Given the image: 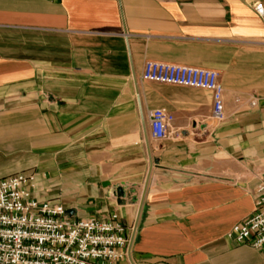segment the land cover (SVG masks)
<instances>
[{
    "label": "crops",
    "instance_id": "crops-1",
    "mask_svg": "<svg viewBox=\"0 0 264 264\" xmlns=\"http://www.w3.org/2000/svg\"><path fill=\"white\" fill-rule=\"evenodd\" d=\"M255 1L0 0V179L35 173L73 218L136 226L121 264H264L226 236L264 181ZM149 60L216 71L224 120L210 90L143 80ZM155 109L174 115L162 140Z\"/></svg>",
    "mask_w": 264,
    "mask_h": 264
},
{
    "label": "built area",
    "instance_id": "built-area-1",
    "mask_svg": "<svg viewBox=\"0 0 264 264\" xmlns=\"http://www.w3.org/2000/svg\"><path fill=\"white\" fill-rule=\"evenodd\" d=\"M253 9L264 17L261 1H255ZM142 79L210 90L214 119L225 118L224 89L214 70L149 60ZM173 120L168 111H151L150 136L164 139ZM35 187V173L0 179V264H121L127 257L128 227L116 213L102 219L73 218L61 203L37 199ZM226 236L249 244L264 258V181L257 186L252 214Z\"/></svg>",
    "mask_w": 264,
    "mask_h": 264
},
{
    "label": "water",
    "instance_id": "water-1",
    "mask_svg": "<svg viewBox=\"0 0 264 264\" xmlns=\"http://www.w3.org/2000/svg\"><path fill=\"white\" fill-rule=\"evenodd\" d=\"M145 135H146V143H147V146H148V149H149V156H150V162H151V167H150V170H149V173H148V177H147V181H146V185L147 186V183H148V180H149V177H150V173H151V169H152V165H153V161H152V157H151V152H150V147H149V135H148V132L147 130L145 129ZM146 188V187H145ZM144 194H145V191L143 193V197H144ZM141 209H142V203H141V206H140V209H139V215L138 217L140 216V212H141ZM136 232V226L134 228V232H133V236L130 240V246L132 245L133 243V240H134V234Z\"/></svg>",
    "mask_w": 264,
    "mask_h": 264
}]
</instances>
